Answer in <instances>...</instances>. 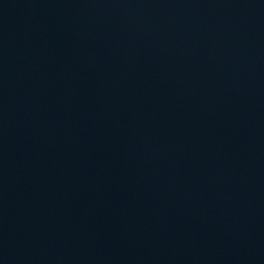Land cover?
<instances>
[{
  "label": "water",
  "instance_id": "water-1",
  "mask_svg": "<svg viewBox=\"0 0 264 264\" xmlns=\"http://www.w3.org/2000/svg\"><path fill=\"white\" fill-rule=\"evenodd\" d=\"M0 264H264V0H0Z\"/></svg>",
  "mask_w": 264,
  "mask_h": 264
}]
</instances>
